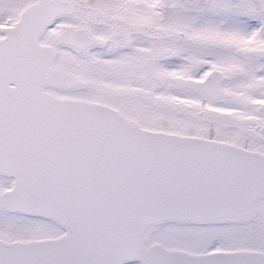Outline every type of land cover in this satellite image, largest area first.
<instances>
[{"label":"snow or ice","instance_id":"6c2138e0","mask_svg":"<svg viewBox=\"0 0 264 264\" xmlns=\"http://www.w3.org/2000/svg\"><path fill=\"white\" fill-rule=\"evenodd\" d=\"M0 264H264V0H0Z\"/></svg>","mask_w":264,"mask_h":264}]
</instances>
